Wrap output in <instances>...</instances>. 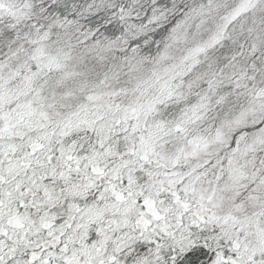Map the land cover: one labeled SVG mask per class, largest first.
Returning <instances> with one entry per match:
<instances>
[{
  "label": "snow or ice",
  "instance_id": "6c2138e0",
  "mask_svg": "<svg viewBox=\"0 0 264 264\" xmlns=\"http://www.w3.org/2000/svg\"><path fill=\"white\" fill-rule=\"evenodd\" d=\"M0 264H264V0H0Z\"/></svg>",
  "mask_w": 264,
  "mask_h": 264
}]
</instances>
